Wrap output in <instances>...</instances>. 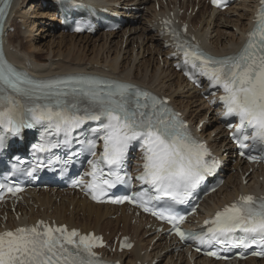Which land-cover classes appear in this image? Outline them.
<instances>
[{"label":"snow or ice","instance_id":"obj_1","mask_svg":"<svg viewBox=\"0 0 264 264\" xmlns=\"http://www.w3.org/2000/svg\"><path fill=\"white\" fill-rule=\"evenodd\" d=\"M212 3L222 6V0ZM260 4L255 29L249 33L241 51L231 56H212L198 45L180 40L179 33L172 30L178 41L176 47L184 57L185 75L194 79L198 74L207 78L212 88L222 89L219 100L225 118L238 120L232 139L241 149V156H245L249 142L264 152V0ZM4 13L5 9L0 8V16ZM169 23L165 21L166 26ZM75 30L82 31L80 27ZM89 121L96 122V127L90 129L92 138L76 142L93 156L97 141L103 142L99 158L88 161L90 171L86 175L91 180L86 187L93 200L103 202L101 198L108 189L128 182L126 173H121L130 148L138 143L143 171L137 179L150 185L155 195L138 192L112 203L128 201L166 220L182 241L220 242L221 237L243 232L250 235V242L240 239L236 246L264 245V197L242 195L217 212L213 220L206 221L210 227L199 235L186 233L179 227L183 217L172 215L171 206L164 210L150 207L152 201L187 203L205 176L219 167V161L203 142L193 137L180 114L168 107L166 100L116 81L71 77L31 79L8 63L0 51V150L5 147L8 135L19 136L23 129L43 125L45 135L33 149L35 153H49L61 143L70 146L75 139L73 133ZM61 134L62 142L48 139L49 135ZM247 158L255 161L264 157ZM40 166L37 163L28 174ZM80 183L75 181L73 186ZM4 187L0 185V191ZM21 190L7 188L11 193ZM102 246V238L94 234L81 235L76 229L53 227L40 221L33 227L0 232V264H103L93 251ZM253 254L264 255V251Z\"/></svg>","mask_w":264,"mask_h":264},{"label":"bare ground","instance_id":"obj_2","mask_svg":"<svg viewBox=\"0 0 264 264\" xmlns=\"http://www.w3.org/2000/svg\"><path fill=\"white\" fill-rule=\"evenodd\" d=\"M32 1L35 3H31ZM49 1L16 0V7L12 9L8 22L9 28H16L17 33L8 32L6 38V48L13 61L36 74L99 71L125 81L139 82L170 97L176 108L182 111L191 123L208 119L209 126L203 128L201 135L210 142L218 155L230 153L231 146L225 131L217 125L214 112L198 96L197 91L185 83L178 73L172 72L170 63L165 59L164 66H158L160 64L158 57L164 53L161 38L150 26L155 14L156 3L153 0H90L97 6H106L125 16L130 13L131 18L136 20V23L129 25L123 34L109 33L97 37L72 36L59 32L52 34L50 27L56 25L53 23L54 7ZM176 1L165 0L168 6ZM29 2L31 4L27 6ZM44 2L48 3L45 12L41 9ZM257 2L258 0H243L225 12H210L203 8L198 18L192 17L191 22L197 36L212 52L226 54L235 50L242 41L250 26ZM189 3L190 0H183L182 5L188 9ZM158 4L162 11L166 10L163 0ZM142 7H145L144 11L141 10ZM199 8H202L201 4ZM16 36L17 41L14 40ZM214 132L218 133L212 137ZM227 156L225 161L229 163ZM261 178L264 180V167L257 175L248 176L250 183L245 190L253 189L258 182L261 183ZM228 183L229 186L224 192L204 205V210H215L230 201L233 195L242 189L239 188L236 176H229ZM261 186L264 187V184ZM34 200L39 204V211L44 207L45 212L51 211V215L60 222H68L71 226L81 227L84 231L95 229L106 233L114 224L110 217L116 212L110 207L93 205L71 197H63L58 204L47 193H42L40 198L36 197ZM71 206L75 208V212L68 213ZM32 209L34 210V207ZM77 213L82 214V221ZM117 223L123 225L122 230L127 232L133 230L138 239L139 250L132 251L128 259L133 257L143 261L150 259V262L160 259L158 264H188L184 254H179L175 259L164 238L152 245L156 236L151 235L150 231H143L140 227H131L130 218L125 214L117 219ZM143 251L146 253L140 257ZM128 264H132L131 260H128ZM195 264L213 263L197 258ZM246 264H264V261L249 260Z\"/></svg>","mask_w":264,"mask_h":264},{"label":"rangeland","instance_id":"obj_3","mask_svg":"<svg viewBox=\"0 0 264 264\" xmlns=\"http://www.w3.org/2000/svg\"><path fill=\"white\" fill-rule=\"evenodd\" d=\"M31 3H35V1H32ZM30 2L28 3V6H29V4H31ZM23 30H24V28H23ZM17 38H15V40H16ZM122 227H123V225H122Z\"/></svg>","mask_w":264,"mask_h":264}]
</instances>
